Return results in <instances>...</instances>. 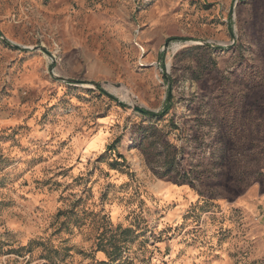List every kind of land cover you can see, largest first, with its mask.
Segmentation results:
<instances>
[{
  "label": "rangeland",
  "instance_id": "rangeland-1",
  "mask_svg": "<svg viewBox=\"0 0 264 264\" xmlns=\"http://www.w3.org/2000/svg\"><path fill=\"white\" fill-rule=\"evenodd\" d=\"M0 264H264V0H0Z\"/></svg>",
  "mask_w": 264,
  "mask_h": 264
},
{
  "label": "water",
  "instance_id": "water-1",
  "mask_svg": "<svg viewBox=\"0 0 264 264\" xmlns=\"http://www.w3.org/2000/svg\"><path fill=\"white\" fill-rule=\"evenodd\" d=\"M136 109H138L140 112L145 113L147 115H155L156 114V112L149 111V110H146L144 108L137 107Z\"/></svg>",
  "mask_w": 264,
  "mask_h": 264
},
{
  "label": "trees",
  "instance_id": "trees-1",
  "mask_svg": "<svg viewBox=\"0 0 264 264\" xmlns=\"http://www.w3.org/2000/svg\"><path fill=\"white\" fill-rule=\"evenodd\" d=\"M103 92H104V91H103ZM119 105H120V106H123V104H122V103H119Z\"/></svg>",
  "mask_w": 264,
  "mask_h": 264
}]
</instances>
